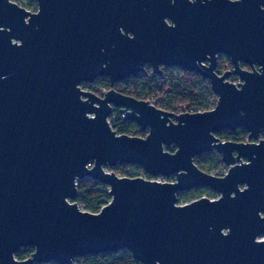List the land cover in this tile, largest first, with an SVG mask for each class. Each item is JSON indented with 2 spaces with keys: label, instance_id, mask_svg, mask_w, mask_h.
Segmentation results:
<instances>
[{
  "label": "water",
  "instance_id": "obj_1",
  "mask_svg": "<svg viewBox=\"0 0 264 264\" xmlns=\"http://www.w3.org/2000/svg\"><path fill=\"white\" fill-rule=\"evenodd\" d=\"M36 2L0 0V264L121 250L141 264H264V0ZM220 55L232 71L217 72ZM147 66L198 73L216 106L175 115L113 88ZM98 78L112 88H81ZM115 108L148 134L117 133ZM238 128L257 141L216 135ZM214 150L229 166L222 176L194 161ZM119 165L175 181L105 170ZM83 178L109 188L99 212L74 201ZM200 187L219 197L178 204Z\"/></svg>",
  "mask_w": 264,
  "mask_h": 264
},
{
  "label": "trees",
  "instance_id": "obj_2",
  "mask_svg": "<svg viewBox=\"0 0 264 264\" xmlns=\"http://www.w3.org/2000/svg\"><path fill=\"white\" fill-rule=\"evenodd\" d=\"M14 2L16 0H13ZM19 4V3H17ZM27 8L30 11L37 10L36 0H32L30 4H19ZM232 67L231 60L227 56H220L218 58V72L227 71ZM104 85V90L111 89L110 82L107 78L99 79ZM95 83V82H94ZM206 84L208 90L212 91L210 82L207 79L202 78L196 72H190L183 70L181 68H168L162 67L161 74H155L151 66L146 67V72H142L138 77L127 79L126 81L119 82L117 84L118 91L134 96L138 99L151 100L155 98L163 99L162 102L155 103L157 107H161L168 111L179 112L181 110H187V108L195 105V112L207 111L209 109V104L203 101V90L200 88V84ZM91 91L102 94L103 92L95 88L90 87ZM145 94L144 97L141 96L140 91ZM217 103V99H216ZM114 119L111 122V126L119 134H127L131 136L145 137L148 131L143 130L135 122L126 120L123 118L122 113L119 108H115L113 112ZM223 132L217 133L221 135ZM240 136L243 139L249 138L248 132L244 128H238L236 132H229L225 140L241 141ZM264 138V134H263ZM243 142V141H241ZM174 147H167L166 149L170 152L174 151ZM222 159L219 152L216 150L196 156L194 161L199 168L209 173L208 168L201 166L200 160L206 159ZM200 162V164H198ZM224 165V164H223ZM130 165H119L112 168V171L121 176L135 177L137 172L130 170ZM139 168V167H137ZM217 175V174H216ZM172 178V179H171ZM170 180H175L174 176L170 177ZM78 195L74 199L75 202L81 201L84 204V209L89 212H99V210L106 205L111 196L108 192V186L100 183L97 180L91 178H83L78 181ZM196 192V197L200 198L204 195L208 197L216 195L214 191L207 187H200L191 190H186L178 195L179 201L190 202L191 194ZM34 249L31 247L24 248L16 253V257L19 260H24L29 258ZM78 262L75 264H140L135 260L130 252H116L102 254L98 256L88 255L80 257ZM47 264H57L55 262Z\"/></svg>",
  "mask_w": 264,
  "mask_h": 264
},
{
  "label": "rangeland",
  "instance_id": "obj_3",
  "mask_svg": "<svg viewBox=\"0 0 264 264\" xmlns=\"http://www.w3.org/2000/svg\"><path fill=\"white\" fill-rule=\"evenodd\" d=\"M13 1V0H12ZM16 3H19V4H26V5H28V4H30V2H32V0H16L15 1ZM170 68H176V67H170ZM100 78H98V79H96L94 82H87V83H83V84H81V88L82 89H84V90H89V91H91L89 88L90 87H92V88H95V89H97V90H100V91H102L103 93L102 94H98L99 96L100 95H103L106 91H107V89L106 90H104V85L102 84V82L99 80ZM237 79H238V77L237 76H233V77H231L230 79H229V81H231V82H234V81H237ZM126 81V80H125ZM209 81V80H208ZM118 84V83H117ZM117 84H115L114 86H113V88L114 89H116V90H118L117 89ZM112 88V87H111ZM200 88L203 90V101H204V103L205 102H207V104H209V109H207V110H211V109H213L215 106H216V99H217V95L213 92V91H210V90H208V88H207V86H206V84H204V83H202V84H200ZM109 90V89H108ZM140 91V94H141V96L142 97H144L145 96V94L143 93V91H141V90H139ZM97 94V93H96ZM149 101V100H148ZM153 101H155V103H158V102H162L163 101V99H161V98H155L154 97V99H153ZM156 106V105H155ZM159 108H161V107H159ZM163 109V108H162ZM195 109H196V107H195V105H192L191 107H189V108H187V110H186V112H195ZM171 112H173V111H171ZM181 112H185V110H181V111H179V112H173L175 115L176 114H179V113H181ZM113 119H114V116H113V114L109 117V122H110V124H111V122L113 121ZM147 131V130H146ZM237 131V129L235 130V131H230V130H223V131H221V132H223V134H221V135H217V137L220 139V140H222V141H225V139H224V137H226L227 136V134L229 133V132H236ZM240 138V140L241 141H243V142H250V141H257V140H253V139H250V138H245V139H243V137L242 136H240L239 137ZM261 138H263V135H261ZM175 145H172V146H170V147H174ZM176 149V146H175V148H174V150ZM220 155H221V153H220ZM221 157H222V155H221ZM200 162H201V164H200ZM200 162L198 163V164H200L201 166H204V167H206V168H208V170H209V173H211V174H214V175H216L217 174V176H222V174H225L227 171H228V165H226V164H224V162L222 161V159H215V160H212V159H206V160H200ZM224 164V165H223ZM112 168H114V167H105V170L106 171H112ZM130 170L131 171H133V172H137V173H140L141 171H142V167H139V168H137L136 166H132V167H130ZM118 175V174H117ZM119 176H121V175H119ZM175 178V177H174ZM146 179V178H145ZM172 179V178H171ZM153 180H157V181H161V182H166V181H168V182H173V181H175V180H170V177L169 178H167V177H163V176H157V177H154V179ZM108 191H109V188H108ZM184 192V191H183ZM179 194H181V192L180 193H178V195ZM196 192H194V193H192L191 194V198H193L192 199V201L193 200H196V199H198V198H194V197H196ZM203 197H208L207 195H204ZM218 197V195L216 196V195H212V196H210V197H208V198H211V199H216ZM77 204H78V206H79V208L81 209V210H84V211H86L85 209H84V204L81 202V201H79V202H76ZM185 203H187V202H184V201H179L178 200V204H185ZM262 239H264V237H262ZM22 249H24V248H22ZM21 249V250H22ZM120 253H122V252H129V251H127V250H121V251H119ZM80 257H78L77 259H75V261H74V263L73 264H75V263H77L78 261V259H79ZM140 263V262H139ZM35 264H42V263H35ZM141 264V263H140Z\"/></svg>",
  "mask_w": 264,
  "mask_h": 264
},
{
  "label": "built area",
  "instance_id": "obj_4",
  "mask_svg": "<svg viewBox=\"0 0 264 264\" xmlns=\"http://www.w3.org/2000/svg\"><path fill=\"white\" fill-rule=\"evenodd\" d=\"M241 82V79L238 77L237 81H234V83L236 84H239ZM154 99V98H153ZM152 101L150 100L149 102L152 103L153 105H155V101ZM130 166H136V165H130ZM136 167H139V166H136ZM138 175L135 176V177H143V178H146V179H149V180H153L155 176H152L150 174H148L143 168H142V171L140 173H137ZM127 177V176H126Z\"/></svg>",
  "mask_w": 264,
  "mask_h": 264
},
{
  "label": "flooded vegetation",
  "instance_id": "obj_5",
  "mask_svg": "<svg viewBox=\"0 0 264 264\" xmlns=\"http://www.w3.org/2000/svg\"><path fill=\"white\" fill-rule=\"evenodd\" d=\"M220 56H225V55H220ZM219 56V57H220ZM232 64V63H231ZM217 66H218V64H217ZM242 67L244 68V69H247V70H252V67H250L249 65H247V64H242ZM256 69H258V67L256 66ZM216 70H217V68H216ZM233 70V65H232V67L230 68V69H228L227 71H232ZM227 71H222V72H218V70H217V72L218 73H220V74H223V73H225V72H227ZM235 77V76H237L238 77V75L237 74H234V73H232L231 75H230V77H229V79L231 78V77ZM229 168V167H228ZM222 175H224V174H222ZM210 189V188H209ZM213 191V190H212ZM216 193V192H215ZM218 195V197H219V194H217L216 193V196ZM217 197V198H218ZM262 239V238H261Z\"/></svg>",
  "mask_w": 264,
  "mask_h": 264
}]
</instances>
